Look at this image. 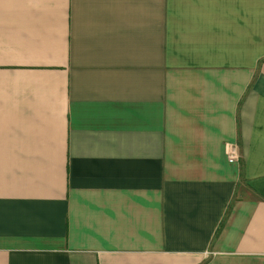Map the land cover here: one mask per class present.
<instances>
[{"label":"crops","instance_id":"1","mask_svg":"<svg viewBox=\"0 0 264 264\" xmlns=\"http://www.w3.org/2000/svg\"><path fill=\"white\" fill-rule=\"evenodd\" d=\"M0 264H264V0H0Z\"/></svg>","mask_w":264,"mask_h":264},{"label":"built area","instance_id":"2","mask_svg":"<svg viewBox=\"0 0 264 264\" xmlns=\"http://www.w3.org/2000/svg\"><path fill=\"white\" fill-rule=\"evenodd\" d=\"M236 157V149L233 148L231 152V160H233Z\"/></svg>","mask_w":264,"mask_h":264},{"label":"rangeland","instance_id":"3","mask_svg":"<svg viewBox=\"0 0 264 264\" xmlns=\"http://www.w3.org/2000/svg\"><path fill=\"white\" fill-rule=\"evenodd\" d=\"M231 152H232V149L230 150V153H229V158H230V159H231ZM235 158H236V157H235ZM235 158H234V159H235ZM234 159H233V160H234Z\"/></svg>","mask_w":264,"mask_h":264}]
</instances>
